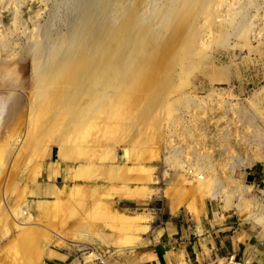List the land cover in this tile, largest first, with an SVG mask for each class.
I'll return each mask as SVG.
<instances>
[{
    "label": "rangeland",
    "instance_id": "1",
    "mask_svg": "<svg viewBox=\"0 0 264 264\" xmlns=\"http://www.w3.org/2000/svg\"><path fill=\"white\" fill-rule=\"evenodd\" d=\"M91 1L0 0V264H148L213 229L264 242V0L104 53L97 90L73 84Z\"/></svg>",
    "mask_w": 264,
    "mask_h": 264
},
{
    "label": "bare ground",
    "instance_id": "2",
    "mask_svg": "<svg viewBox=\"0 0 264 264\" xmlns=\"http://www.w3.org/2000/svg\"><path fill=\"white\" fill-rule=\"evenodd\" d=\"M163 1L164 2L162 4V1L160 0H96L97 4L96 6L94 5L95 8H92L91 6V10L89 6V9L87 8V10L90 11V13L89 15H87L85 22L81 24L79 31H85L87 28V23L92 22L93 20H97L99 22L98 39L94 42H90L89 44L88 41H82V46L86 44L88 49H83L80 56L75 59L76 61L72 62L75 66L83 68L79 72L78 76L77 74L76 76H74L73 84L76 83L75 86L77 87V85H80L82 82H85V80L89 79L91 83L90 85L97 90V85L99 83H101L100 85H103L105 81H107V78L109 80L110 78L114 79L116 77V73L112 71V69L105 70V67H102V64H104V62H101V60V63L99 62V65L97 67H92L93 62L96 59L99 61L101 56L102 60H104V55L106 54V52L109 53V59H114L117 56L119 57V55L122 53L121 51H126V57L127 55L130 56L131 54L138 55L142 47L146 45L145 43H158L157 41L159 34H165V32H172L175 34L176 31L182 29L187 30L189 34L192 33L193 35L199 31L200 24H203L208 32L219 31L217 25L215 24L217 19L213 14L212 9L215 0ZM91 2L90 5L94 3ZM137 59L133 57L132 60L130 59V62L126 61L127 63H129L127 65V68L131 69L130 67H132L134 69L136 63L138 65ZM122 62H125V59L124 61L122 60ZM131 75L130 78L133 77ZM62 76L67 77L65 75ZM57 77L61 79L60 76ZM59 78L58 82L60 81ZM44 80H46L45 77ZM113 83H116V81L112 82L111 84ZM66 85H68V83ZM117 85H119V83H117ZM117 85L116 88H118ZM102 87L101 89H99V97L102 95V93H105V89H103ZM74 88L72 91L74 92V94H76V90H74ZM79 90L82 91V89ZM79 90H77V92ZM102 98L106 97H103L102 95L101 99ZM26 211L23 212L25 215H27ZM84 261L86 264H94L92 256L85 258Z\"/></svg>",
    "mask_w": 264,
    "mask_h": 264
},
{
    "label": "crops",
    "instance_id": "3",
    "mask_svg": "<svg viewBox=\"0 0 264 264\" xmlns=\"http://www.w3.org/2000/svg\"><path fill=\"white\" fill-rule=\"evenodd\" d=\"M169 231L175 232L174 228ZM204 235L207 237L197 245L193 243L192 236L188 238L187 233L184 234L176 248L169 245L148 264H216L217 260L230 257H236L247 264H264V242L255 236H228L223 230L217 232L214 229Z\"/></svg>",
    "mask_w": 264,
    "mask_h": 264
},
{
    "label": "built area",
    "instance_id": "4",
    "mask_svg": "<svg viewBox=\"0 0 264 264\" xmlns=\"http://www.w3.org/2000/svg\"><path fill=\"white\" fill-rule=\"evenodd\" d=\"M217 264H247L244 261H240L236 257H230L226 259H222L221 261L217 262Z\"/></svg>",
    "mask_w": 264,
    "mask_h": 264
}]
</instances>
